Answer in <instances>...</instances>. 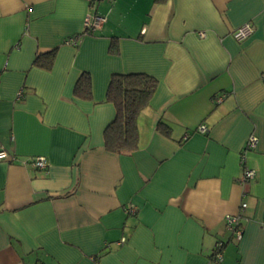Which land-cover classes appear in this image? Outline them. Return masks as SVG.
I'll use <instances>...</instances> for the list:
<instances>
[{"label":"crops","instance_id":"1","mask_svg":"<svg viewBox=\"0 0 264 264\" xmlns=\"http://www.w3.org/2000/svg\"><path fill=\"white\" fill-rule=\"evenodd\" d=\"M83 72L93 101L74 97ZM115 74L158 82L132 153L105 148ZM0 148V264H264V0H0Z\"/></svg>","mask_w":264,"mask_h":264},{"label":"trees","instance_id":"2","mask_svg":"<svg viewBox=\"0 0 264 264\" xmlns=\"http://www.w3.org/2000/svg\"><path fill=\"white\" fill-rule=\"evenodd\" d=\"M89 31L88 29L86 34L91 35ZM57 53L58 48L38 53L33 66L51 71L54 68ZM110 53L114 56L120 54L117 38L112 40ZM157 87L158 82L145 74H115L111 77L105 102L115 107L116 115L104 131L106 150L111 153L125 154L139 149L140 134L137 119L150 104ZM74 97L83 101H93V82L89 73L83 72L80 75L75 85ZM156 129L166 136L170 133L169 125L163 121L158 122ZM222 244L225 246L224 242Z\"/></svg>","mask_w":264,"mask_h":264},{"label":"built area","instance_id":"3","mask_svg":"<svg viewBox=\"0 0 264 264\" xmlns=\"http://www.w3.org/2000/svg\"><path fill=\"white\" fill-rule=\"evenodd\" d=\"M89 2H92L94 0H88ZM103 20L97 17H94V20L92 21L91 19L86 20L85 25L86 27L91 30L94 28L99 27L100 23ZM254 33V27L252 26L251 23L245 24L244 26L240 27L239 29H237L234 33H233V38L238 42V43H243L245 41H247ZM68 44H75L76 43V39L75 38H70L67 41ZM224 99V96H222L221 98L218 99V102H221ZM208 131L207 127L205 125H202L198 128L199 133H203L205 134ZM258 143V139L254 136L251 135L245 145L244 150L242 151V164L245 163L246 160V154L249 151H253ZM9 158V153L3 149L0 148V162L3 160H6ZM31 164L36 167L39 170H44L48 167V163L45 157L42 156H38L35 158L31 159ZM255 177V172L245 168L244 167V171L242 173V177H241V184H246L247 182H249L251 179H253ZM247 204H243L242 208H246ZM130 213L136 214L134 208H131ZM226 225H227V229L230 231V233L238 240L241 238L242 234H243V227L240 223V217L239 216H227L226 217ZM223 250H224V246L222 244V242H218L215 246V253H214V259L217 262H222L223 259Z\"/></svg>","mask_w":264,"mask_h":264}]
</instances>
